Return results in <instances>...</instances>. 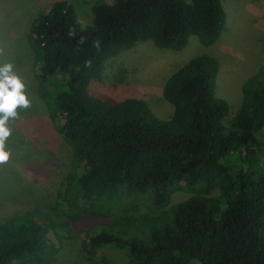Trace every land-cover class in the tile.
Masks as SVG:
<instances>
[{"label": "trees", "instance_id": "16d2710c", "mask_svg": "<svg viewBox=\"0 0 264 264\" xmlns=\"http://www.w3.org/2000/svg\"><path fill=\"white\" fill-rule=\"evenodd\" d=\"M92 16L82 26L60 0L29 28L38 95L72 164L51 207L0 222V264H51L58 238L84 214L107 222L83 247L123 250L125 262L115 264H264V66L244 82L227 124L211 56L168 76V120L141 99L112 104L87 92L119 50L150 41L181 51L190 36L216 43L225 26L221 1H100ZM179 184L192 195L165 210ZM143 201L159 212L136 217ZM132 228L143 229L141 240L125 236ZM101 263L114 264L105 255Z\"/></svg>", "mask_w": 264, "mask_h": 264}, {"label": "rangeland", "instance_id": "374dc122", "mask_svg": "<svg viewBox=\"0 0 264 264\" xmlns=\"http://www.w3.org/2000/svg\"><path fill=\"white\" fill-rule=\"evenodd\" d=\"M55 1L60 0H0V222L24 210L51 207L72 164L71 150L56 132L38 95L34 57L27 41L37 15L49 12ZM61 1L71 5L82 26L92 24V8L97 3L114 2ZM220 1L225 26L216 43L203 46L196 36H190L181 51L158 49L150 41L119 50L106 60L100 79L88 87V94L112 104L141 99L158 119L168 120L172 106L162 93L168 76L193 57L211 56L219 65L215 96L229 106L227 124L242 104L244 82L264 66V0ZM191 195L179 184L165 210ZM155 212L159 210L143 201L135 216ZM52 221L65 218L52 216ZM106 222L82 215L71 224L70 235L58 238V251L51 264H102L103 255L114 264L125 262L121 249L83 247L88 236ZM125 236L141 240L144 232L132 228Z\"/></svg>", "mask_w": 264, "mask_h": 264}]
</instances>
